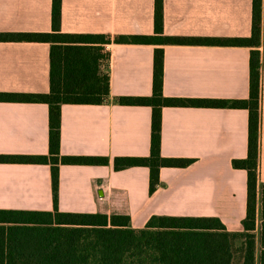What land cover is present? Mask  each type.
Returning a JSON list of instances; mask_svg holds the SVG:
<instances>
[{"label": "crops", "instance_id": "obj_1", "mask_svg": "<svg viewBox=\"0 0 264 264\" xmlns=\"http://www.w3.org/2000/svg\"><path fill=\"white\" fill-rule=\"evenodd\" d=\"M53 0H0V33L51 32ZM155 0H62L61 31L103 34L110 57V95L103 104H63L61 153L96 156L108 164L60 165L61 212L128 215L134 228L154 216L218 217L243 232L249 112L244 108L167 106L162 109L161 153L191 158L187 167H162L150 193L146 166L117 170L122 156H148L152 107L123 105L122 96H150L154 52L164 49L163 92L168 97L247 99L248 46L122 43L126 35H154ZM253 0H164V35L225 40L252 35ZM261 51V129L257 203V264L261 251L264 184V0ZM51 43L0 41V92L50 91ZM0 155H49V105L0 101ZM0 209L54 210L51 165L0 163ZM241 243V242H240Z\"/></svg>", "mask_w": 264, "mask_h": 264}, {"label": "trees", "instance_id": "obj_2", "mask_svg": "<svg viewBox=\"0 0 264 264\" xmlns=\"http://www.w3.org/2000/svg\"><path fill=\"white\" fill-rule=\"evenodd\" d=\"M62 0H53L51 32L0 33V41L51 43L50 91L43 94L3 93L0 101L42 102L49 105V155H0V163L51 165L54 210L0 209V264H257V203L259 193L261 129V51L263 0H253L252 35L212 40L164 35V0H155L154 35L118 36L116 42L165 44H217L251 47L247 99H196L164 95V49L154 52L153 91L150 96H122L123 105L152 107V133L148 156H122L117 170L146 166L149 190L160 184L162 167H187L191 158L161 153L162 109L167 106L244 108L249 112L247 156L232 165L247 171V209L243 232L228 231L218 217L152 216L143 228H134L128 215L61 212L57 207L60 165L108 164L96 156L61 153L63 104H103L110 95V54L103 34L61 31ZM262 224L259 264H264V184L261 186ZM241 242V243H240Z\"/></svg>", "mask_w": 264, "mask_h": 264}]
</instances>
